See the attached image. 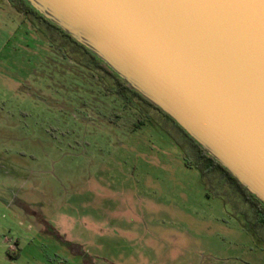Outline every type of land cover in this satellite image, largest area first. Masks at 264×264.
Returning <instances> with one entry per match:
<instances>
[{"label": "rangeland", "instance_id": "374dc122", "mask_svg": "<svg viewBox=\"0 0 264 264\" xmlns=\"http://www.w3.org/2000/svg\"><path fill=\"white\" fill-rule=\"evenodd\" d=\"M17 11L0 0V264H264L248 205L173 124Z\"/></svg>", "mask_w": 264, "mask_h": 264}, {"label": "water", "instance_id": "95a60500", "mask_svg": "<svg viewBox=\"0 0 264 264\" xmlns=\"http://www.w3.org/2000/svg\"><path fill=\"white\" fill-rule=\"evenodd\" d=\"M264 206V0H25Z\"/></svg>", "mask_w": 264, "mask_h": 264}, {"label": "trees", "instance_id": "16d2710c", "mask_svg": "<svg viewBox=\"0 0 264 264\" xmlns=\"http://www.w3.org/2000/svg\"><path fill=\"white\" fill-rule=\"evenodd\" d=\"M11 3L13 2L15 7L18 9V13H20L28 22L29 24L35 28V30L39 31L43 36V39L50 44V46L55 47L52 45L51 41H48V37L43 32V29L37 28V22L41 25L43 24L48 31L56 33L65 44H71L73 46V52L78 51L84 57L87 58L86 64H82L81 62H76L78 65L82 67H86L92 73H99L101 78L109 84L108 88L113 92L116 93L117 96L121 97L125 105H131L138 111L139 116H141V120H145L149 123L152 122L148 109H153L157 111L162 117L167 119L169 122L173 124V126L184 136L186 144L190 147L193 154H196L198 161L203 164L204 173L206 175L218 173L223 178L224 181H227L229 187L238 193L242 198L243 202L248 205L243 211L244 217H250L251 220L254 222L256 227V232L261 233L264 235V206L255 199L252 195H250L240 183L232 177V175L221 165H219L215 160L209 157L199 145L191 139L183 129H181L170 117H168L165 113L161 112L157 107L153 106L149 103L146 99H144L140 94L128 88V86L115 75L106 65H104L100 60H98L93 54H91L85 47L77 43L74 39H72L69 35L61 31L58 27L44 19L38 12H36L25 0H8ZM62 42V41H61ZM63 43V42H62ZM60 46H56L55 48L58 51L64 50L65 47L64 43L60 44ZM66 57V55H64ZM77 60V59H76ZM75 62V61H74ZM111 82V83H109ZM248 209V210H247Z\"/></svg>", "mask_w": 264, "mask_h": 264}, {"label": "crops", "instance_id": "0c3cea01", "mask_svg": "<svg viewBox=\"0 0 264 264\" xmlns=\"http://www.w3.org/2000/svg\"><path fill=\"white\" fill-rule=\"evenodd\" d=\"M12 248H13L12 250L15 251V248L14 247H12Z\"/></svg>", "mask_w": 264, "mask_h": 264}]
</instances>
